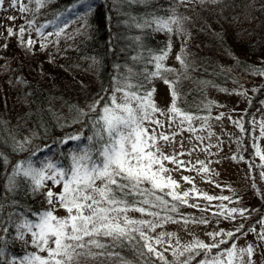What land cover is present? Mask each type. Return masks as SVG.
Listing matches in <instances>:
<instances>
[{"label": "trees", "instance_id": "16d2710c", "mask_svg": "<svg viewBox=\"0 0 264 264\" xmlns=\"http://www.w3.org/2000/svg\"><path fill=\"white\" fill-rule=\"evenodd\" d=\"M21 2L29 11L21 13L18 8L12 23L1 28H11L14 34L0 33V154L7 157L6 162L0 159V250L3 251L0 264L13 261L20 264L26 255L38 254L31 244V234L19 225L25 220L36 223L40 213L57 206L61 208L55 203L49 205L45 196L48 184L46 188L34 190L30 178L13 177L12 169L28 160L36 167L51 160L58 167L70 168L71 155L89 146L86 137L93 134V119L110 102L117 81L123 85L130 77L132 84L155 89L166 78L177 93V107L191 116L208 120L213 117L209 105L214 102L209 97L210 88L248 96L243 134L248 150L252 149L249 144L253 133L252 115L264 104V75H260L263 79L258 87L247 95L243 80L245 75H252L255 66L257 75L264 71V61H260L264 58V0H184L183 3L181 0H141L139 3L47 0L38 10L34 0ZM153 15L165 19L174 15L179 23L171 25V32L157 31L155 25L136 26ZM21 26L25 28L22 38ZM36 33L43 37L38 42L34 39ZM176 34L185 39L178 52L183 64L180 60L174 66L162 62L172 71L145 79L155 71L152 57L165 51L168 55ZM28 40L33 41L31 46ZM220 54L232 57L236 62L234 67L223 66ZM257 61L259 65H255ZM237 69L241 73L237 74ZM238 80L241 83L235 85ZM94 102L98 106L92 111L90 105ZM78 110L86 113L79 120ZM78 133L82 136L80 141L62 142ZM20 145L24 150H20ZM34 148L39 149L35 156L32 155ZM260 166L262 163L255 168L254 184L262 207L220 249L230 247L239 234L247 232L264 215V178ZM165 199L169 205L177 204L178 213L170 212L174 218L191 221L201 219L206 213L198 208L193 212L184 211L189 203L179 204L169 196ZM20 233H24L23 239L19 238ZM105 242L111 243L107 239ZM142 243L125 242L123 246L108 249L119 253L118 256L81 257L80 264H123L121 258L130 264H164L156 255L148 253ZM220 249H213L212 253ZM202 258L203 253L192 264Z\"/></svg>", "mask_w": 264, "mask_h": 264}, {"label": "snow or ice", "instance_id": "6c2138e0", "mask_svg": "<svg viewBox=\"0 0 264 264\" xmlns=\"http://www.w3.org/2000/svg\"><path fill=\"white\" fill-rule=\"evenodd\" d=\"M34 2L38 10L39 7L47 3V0H34ZM128 2L139 3L141 0H128ZM183 2L184 0H181V3ZM2 3L3 0H0V5ZM11 3L13 7L19 5L21 13L29 11L27 5L23 4L21 0H11ZM91 10V5H89L88 11L91 12ZM9 19L14 20L15 17H9ZM133 20L135 21L136 18L133 17ZM178 23L179 20L174 15L167 19L153 15L151 18L143 19L142 23H136V26L144 28L155 25L157 31L171 32V25ZM31 24L32 22H29L30 27ZM42 27H47V25ZM6 31L10 36L14 34L11 28ZM37 31L43 35L41 29H37ZM24 32L25 28L21 26L19 29L21 38ZM27 44L31 46L33 41L28 40ZM45 46L41 45V47ZM166 57V51L152 57L155 62V71L149 73L145 79L151 80L153 77H161L163 72L172 71V69L165 68L162 63ZM177 59L183 64L181 57H177ZM258 74L264 75V71H260ZM130 79L129 77L123 85L120 81L116 82L117 86L109 98L110 102L104 104L101 114L93 119V134L86 137L89 146L81 152L71 155L70 168L58 167L51 160L41 162V166L36 167L31 160H28L26 163H17L12 169L13 177L22 175L30 178L34 190L46 188L48 181H51L53 186L62 185L59 193H54L49 187L45 196L49 205L58 203L67 213L64 217H58L54 214L55 209L52 208L40 213L38 222L32 223L25 220L19 225V228H25L31 234L32 246L38 252L47 253L46 256L35 253L26 255L20 264H80L81 257L96 259L101 256H118L119 253L110 252L108 249L123 246L125 242L139 245L141 241L143 242L142 247L148 253H153L164 264H167L163 255L156 251L154 245L163 243L165 235L171 237L174 234L162 232L156 237H152L148 233L155 232L156 228L162 227L164 223L176 222L172 216H161V212L178 213L177 204H172L169 207V201L165 199V196L171 197L172 201L179 204L188 205L189 192L185 191L181 195L176 191L179 184L171 177L172 169L167 168L164 164V161H168L179 167L183 166L185 162L178 160L176 155L165 154L159 141H170L171 138L164 133L157 135L155 129L150 131L147 126L154 124L157 128L163 127L162 122L155 119V114H165L158 108L154 100L155 89H145L143 84H132L129 82ZM164 82L171 88L172 103L168 112L173 116L181 117L180 123L187 122L188 130L194 131L191 128L193 116L182 112L177 107L175 88L166 78H164ZM141 89L144 90L141 91ZM117 92L122 93L119 100L115 95ZM239 94L243 95L244 93ZM97 106L98 102H94L93 105H90V109L95 111ZM78 112V120L86 115L82 111L78 110ZM234 123L241 131H244L241 121L237 120ZM260 129V134L264 137V123L260 125ZM81 139L82 136L78 133L65 138L62 142L80 141ZM20 150H24L23 145H20ZM37 151L39 149L34 148L32 155L35 156ZM256 154L261 160H264V153H261L259 148H257ZM0 159L7 161V157H3L2 154H0ZM200 163L202 170L208 172L209 169L203 165V162ZM261 176L264 178V172L261 173ZM182 178L186 182L192 183L190 177ZM192 190L197 191L194 187ZM158 193H162V195ZM203 198L209 202L215 199H229L207 194H203ZM188 206L199 208L197 204ZM130 211L139 212L142 216L147 215L153 219H134L128 215ZM201 211H206V209H201ZM237 211L235 208L228 210L226 218H233V214ZM243 214V211H240V215L243 216ZM214 215H223V213L218 212ZM183 222L187 224L189 219L183 218ZM194 222L206 224L208 220L201 218ZM240 230L237 229V231ZM251 230L255 231V229ZM235 234V232L223 230L210 232L208 235L213 243L209 244L197 239L184 246L183 251L175 249L173 255H176L177 252L180 256L188 253L183 264H192L193 260L201 253H203V258L197 264H235L237 259L243 264V257L247 255L249 264H251V256L254 251L251 245L238 249L233 243L227 249H220V246L228 241L216 238L226 236L231 239ZM23 236L24 233H20L19 238L23 239ZM259 238L264 240V233H260ZM106 239L111 243H106ZM213 249L220 250L216 254H212ZM0 256H3L2 250H0ZM121 259L123 264H130L123 258ZM12 264H15V261Z\"/></svg>", "mask_w": 264, "mask_h": 264}, {"label": "rangeland", "instance_id": "374dc122", "mask_svg": "<svg viewBox=\"0 0 264 264\" xmlns=\"http://www.w3.org/2000/svg\"><path fill=\"white\" fill-rule=\"evenodd\" d=\"M19 5L12 6L11 0H3L0 5V33L7 34L8 28L1 30L2 26L6 24L9 26L12 21L9 17H13L18 10ZM13 26V25H12ZM37 33L34 35V39L38 42L42 39ZM185 39L176 34L173 49L167 55L163 63L167 66H174L179 64L177 59L180 46L184 45ZM236 52H238L236 50ZM222 60V65L226 67H234L236 64L232 57H227L225 54L219 55ZM239 56L242 57L241 54ZM260 61H264L261 58ZM259 65V61H257ZM254 65V66H255ZM258 68L251 71L252 75H245L243 80L246 95L251 94L257 87L258 82L263 79L262 76L257 75L255 72ZM237 74L241 73L239 69L236 70ZM245 74V73H242ZM237 84L241 81L238 80ZM230 83V82H229ZM117 98L122 96L121 92L117 93ZM242 96V95H241ZM210 100L214 101L209 107H212L211 114L213 117L211 120L203 119L200 117H194L191 122V128L194 131H189V124L187 122L180 123L181 117L173 116L168 112V109L172 103L171 88L169 85L159 82L155 88L154 100L164 112V115L160 113L155 114V119L162 122L163 127L157 128L156 125H147L149 130L155 129L157 135L164 133L171 139L170 141H159V145L167 155H176L178 160L184 161L183 166H177L176 164L164 161L167 168L172 169L171 177L179 184V188L176 189L181 195L183 192H189L187 198L189 205L197 204L198 209H206V213L202 217L208 220V223L201 224L198 222L200 218L191 220L187 224L183 222V219L175 218L176 222L164 223L162 227L156 228L155 232H149L152 237H156L159 233H172L173 236H164V242L158 245H154L157 252H160L169 262V264H183V261L187 259L189 255L186 253L184 256H180L179 252L173 255L175 249L183 251V247L190 244L194 240H200L205 243H213L208 233L220 232H239L237 229H242L248 222V218L256 215L257 211L262 207V201L259 191L254 184V171L256 166L262 163V171L264 172V160L256 154L257 148L264 153V137L261 136L260 125L264 123V104L260 106L259 110L253 113V133L250 146L252 150H248V144L244 137L243 131L234 123V121H241L244 123V116L248 110V104L250 99L248 96L240 97L239 95L232 94L231 91L219 90L218 87H212L209 90ZM252 97V96H251ZM250 97V98H251ZM221 117L218 119V117ZM171 117V120H170ZM245 139V140H244ZM253 151L251 157L249 152ZM183 153V155H180ZM245 155L247 159L245 158ZM209 169L208 172H204L201 167V163ZM190 177L192 183L186 182L182 177ZM47 184L52 187V182L48 181ZM148 185H145L147 187ZM193 187L197 191H193ZM55 193L61 191V186L52 187ZM203 194H207L214 197H228L227 200L215 199L207 201L203 198ZM58 203H55L57 205ZM59 205V204H58ZM171 205H169L170 207ZM187 207V206H185ZM237 209L238 211L233 214V218L228 219V210ZM184 211L188 210L193 212L196 210L194 207L183 208ZM160 211V210H159ZM240 211H243V216L240 215ZM222 212L223 215H214V213ZM58 217H64L67 215L66 211L58 206L55 207V213ZM128 215L134 219H153L147 215H141L139 212L130 211ZM170 215V211L161 212V216ZM173 217V216H172ZM264 215L254 225L248 229L247 232L239 234L235 243L237 248H247L249 245L254 249L251 256V264H264V240L259 238L260 233H264ZM251 229H255L252 231ZM147 231V229H145ZM217 240H229L226 236H218ZM41 256H46V252H39ZM213 254V253H212ZM235 264H241L237 259ZM243 264H249V257L244 255Z\"/></svg>", "mask_w": 264, "mask_h": 264}]
</instances>
